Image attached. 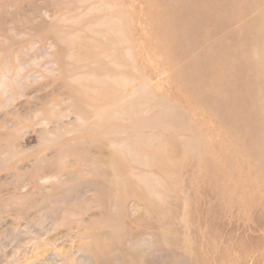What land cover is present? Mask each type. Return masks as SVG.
<instances>
[{
  "label": "rangeland",
  "instance_id": "obj_1",
  "mask_svg": "<svg viewBox=\"0 0 264 264\" xmlns=\"http://www.w3.org/2000/svg\"><path fill=\"white\" fill-rule=\"evenodd\" d=\"M0 264H264V0H0Z\"/></svg>",
  "mask_w": 264,
  "mask_h": 264
},
{
  "label": "bare ground",
  "instance_id": "obj_2",
  "mask_svg": "<svg viewBox=\"0 0 264 264\" xmlns=\"http://www.w3.org/2000/svg\"><path fill=\"white\" fill-rule=\"evenodd\" d=\"M263 135V134H262ZM263 140V139H262ZM260 144V143H259ZM115 182V181H114ZM135 246V245H134Z\"/></svg>",
  "mask_w": 264,
  "mask_h": 264
}]
</instances>
